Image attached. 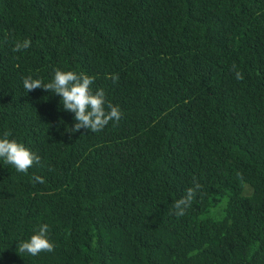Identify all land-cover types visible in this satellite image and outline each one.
<instances>
[{"label": "trees", "instance_id": "1", "mask_svg": "<svg viewBox=\"0 0 264 264\" xmlns=\"http://www.w3.org/2000/svg\"><path fill=\"white\" fill-rule=\"evenodd\" d=\"M57 69L120 120L65 132L22 84ZM4 132L40 162L0 161V264H264V0H0ZM41 224L53 250L20 252Z\"/></svg>", "mask_w": 264, "mask_h": 264}, {"label": "clouds", "instance_id": "2", "mask_svg": "<svg viewBox=\"0 0 264 264\" xmlns=\"http://www.w3.org/2000/svg\"><path fill=\"white\" fill-rule=\"evenodd\" d=\"M30 46V41L24 39L16 41L13 51H21ZM236 78L240 79V73H236ZM113 81L117 79L112 76ZM94 77L84 72L72 70H55L51 79L44 82L40 78H33L31 75L22 80L23 88L29 92L36 88H41L59 97V105L62 110L72 114L73 123L67 126L65 132L76 133L80 129H87L91 132L102 130L110 121L118 122L122 112L119 106L113 105L106 100V93L103 88L97 87L93 90ZM9 133L0 135V161L3 164L11 165L17 173H27L28 169L35 163L40 162V157L35 152L27 148L23 143L15 139H9ZM33 182L43 184L45 181L40 176H34ZM194 194L193 188L186 190V196L178 200L174 207L176 215H182L184 208ZM48 225L41 224L34 230L27 239L19 242V251L26 252L31 256H36L40 252H51L53 243L48 238Z\"/></svg>", "mask_w": 264, "mask_h": 264}, {"label": "rangeland", "instance_id": "3", "mask_svg": "<svg viewBox=\"0 0 264 264\" xmlns=\"http://www.w3.org/2000/svg\"><path fill=\"white\" fill-rule=\"evenodd\" d=\"M224 201H225V199H223V200L219 203V205L221 206V205L223 204Z\"/></svg>", "mask_w": 264, "mask_h": 264}]
</instances>
